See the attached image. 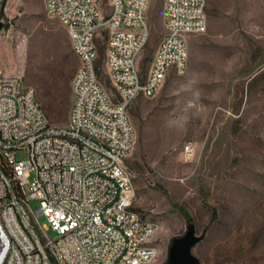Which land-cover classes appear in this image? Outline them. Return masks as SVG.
Wrapping results in <instances>:
<instances>
[{"label":"rangeland","instance_id":"obj_1","mask_svg":"<svg viewBox=\"0 0 264 264\" xmlns=\"http://www.w3.org/2000/svg\"><path fill=\"white\" fill-rule=\"evenodd\" d=\"M95 4L100 18L110 11L109 0ZM205 12L204 31L184 34L185 71L127 110L134 205L157 223L148 239L156 252L144 264H166L171 239L187 222L197 234L204 230L190 248L201 264H264V0H205ZM162 16V0H150V36L138 67L150 65ZM0 20L1 71L35 89L52 124H67L79 60L66 26L46 13L43 0H0ZM105 37L97 34L95 42L101 81L116 98L103 61ZM186 140L193 142L188 158ZM30 204L38 207L37 200Z\"/></svg>","mask_w":264,"mask_h":264},{"label":"built area","instance_id":"obj_2","mask_svg":"<svg viewBox=\"0 0 264 264\" xmlns=\"http://www.w3.org/2000/svg\"><path fill=\"white\" fill-rule=\"evenodd\" d=\"M109 2L100 18L95 0H43L80 59L67 124H52L35 89L0 71V264H144L154 257L148 239L157 223L135 207L126 164L134 139L127 110L185 71L182 30L204 31L205 0H162L164 31L147 69L136 58L150 36V0ZM102 32L116 98H109L99 50H92ZM190 145H182L186 158Z\"/></svg>","mask_w":264,"mask_h":264},{"label":"water","instance_id":"obj_3","mask_svg":"<svg viewBox=\"0 0 264 264\" xmlns=\"http://www.w3.org/2000/svg\"><path fill=\"white\" fill-rule=\"evenodd\" d=\"M3 24L0 20V29ZM204 235V230L195 233L192 222L186 223V229L181 235L174 236L168 248L166 264H201L198 258L191 253V246Z\"/></svg>","mask_w":264,"mask_h":264},{"label":"bare ground","instance_id":"obj_4","mask_svg":"<svg viewBox=\"0 0 264 264\" xmlns=\"http://www.w3.org/2000/svg\"><path fill=\"white\" fill-rule=\"evenodd\" d=\"M191 33V28H183L182 30V39H185L184 38V34H190ZM92 50H97L96 49V45H95V42H92ZM79 60V67L76 71V73H80V59ZM0 71H1V68H0ZM116 92V91H115ZM110 98V97H109ZM191 148V147H190ZM191 149H189V152H190ZM188 156H189V153H188Z\"/></svg>","mask_w":264,"mask_h":264},{"label":"trees","instance_id":"obj_5","mask_svg":"<svg viewBox=\"0 0 264 264\" xmlns=\"http://www.w3.org/2000/svg\"><path fill=\"white\" fill-rule=\"evenodd\" d=\"M67 55H68L69 58L71 57V53H69V51H68V54ZM214 216H215V213H214V211H212L211 212V215H210V218L213 219Z\"/></svg>","mask_w":264,"mask_h":264}]
</instances>
